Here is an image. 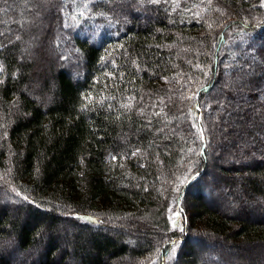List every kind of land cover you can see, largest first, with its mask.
<instances>
[{
  "label": "trees",
  "instance_id": "trees-1",
  "mask_svg": "<svg viewBox=\"0 0 264 264\" xmlns=\"http://www.w3.org/2000/svg\"><path fill=\"white\" fill-rule=\"evenodd\" d=\"M34 2L0 0V191L18 203L0 208V264H202L222 238L264 246V109H247L264 94V0H48L56 59L39 81ZM229 118L244 127L224 129L223 151L251 138L258 156L218 163Z\"/></svg>",
  "mask_w": 264,
  "mask_h": 264
},
{
  "label": "rangeland",
  "instance_id": "rangeland-1",
  "mask_svg": "<svg viewBox=\"0 0 264 264\" xmlns=\"http://www.w3.org/2000/svg\"><path fill=\"white\" fill-rule=\"evenodd\" d=\"M38 1L46 3V4H44V6H42L43 10H39L37 3H35V2L32 3V5L30 6V13H29L30 19H32V20L30 22L29 21H24V22L26 25L34 23L36 28L38 27L39 31H40L38 36L35 37L32 41V42H34L32 49H35L37 47V51H42V54L40 53V55H43V57L45 58L44 61L40 62V66H38L37 70H36L37 79L39 81V80H41L40 76H43L42 70H46V68H48V70H49L50 65L55 62L56 53H55V51H53L50 48V46H49L50 41H49V39H47V36L49 35V32L51 30L52 25H51V23L49 25H46L43 23L44 20L48 21V19L43 20V18H47L46 13H48L47 11L50 8V4L48 3V0H38ZM48 6H49V8H48ZM137 14H139V13H137ZM9 23L11 24V20L9 21ZM25 51H28V50H24V52ZM261 68L264 69V64L261 65ZM225 79H227L228 82H230V80L232 78L230 79V77L226 76ZM261 83L264 85L263 81H261ZM250 85H251V83L248 82L244 86H246V88H247ZM251 88H252V86H251ZM249 92H251V91H249ZM262 92H264V89H262ZM243 99H245V97L240 98V96H239L237 101L235 100L236 103H234V105H237L236 108L244 106V103L242 101ZM258 100L261 103V105L260 104H254V105L251 104L249 107L247 106V109L250 110L251 113L253 114V115H251V117H253L254 114H256V113L259 114L260 110L264 109V101H263L264 100V94L260 95L258 97ZM227 102L229 103V101H227ZM225 105L228 106L227 104H225ZM243 109H244V107H243ZM239 111H241V109ZM239 115H242V113L239 112ZM240 119H241V117H240ZM231 120H232V118H229V121H231ZM250 120H251L250 122L248 120L245 121V130L248 131L250 134L256 135V136L261 138L259 133H254V130H255L256 125H257L256 120L255 119H250ZM229 121H228L226 127L222 129L223 132H220V135L217 134L219 139H220L219 148H220L221 153L219 151H217L218 144H216L215 155H219V153L223 154V156H222L223 160H221L218 163L219 164H221V163L225 164L226 163L228 165V163L232 162V161L236 162V163L245 162L247 159H245V157H243V152H245L246 148L250 149L251 153L253 154L252 156H258V155H254L253 149H251V148H255L256 152H258V154H259L258 149H256V147H255V146H257V144H255L251 138H248L247 140L236 144L235 149L230 148L229 151H225V152L223 151V148H222L223 143H221V141L223 142V140H221V139L224 138L225 134L227 133L226 130H224V129H228V131H231V129H233V130L235 129V132L240 133L242 131V127H244L241 125L234 124V123H232V121L231 122H229ZM263 150H264V148L261 149V152ZM259 158L263 159L264 157H260V154H259ZM218 171L220 172V170H218ZM236 171L237 170L232 169L233 173L231 176H235ZM215 172H216V170H215ZM242 175L244 176V175H246V173L242 172ZM208 179H209V177H208ZM236 184H237L236 185L237 187H241L243 185V180L237 179ZM223 186L224 185L221 184V186L217 187L216 190H217L218 194H217V196L214 195L213 198L217 199L218 203L220 204V212L223 211L227 215H232L234 213L236 214L237 209H239V203L233 202V201L232 202L230 201L229 203L228 202L225 203L222 201L224 199L221 200V198L219 197V195H222V194H224V192H226V191H224ZM1 187H2V185H0V190H3V188L1 189ZM227 191H228V189H227ZM227 195L229 196V193ZM224 198H226V197H224ZM10 201L15 202L14 199H11V198L7 199L6 194H4V192L0 193V208H1V206H4V205H7V206L10 205L9 204ZM12 204H15V206L18 205L17 202L12 203ZM13 206L14 205H11L10 207H13ZM10 207H9L8 211L14 212V209H12ZM173 217L175 218L174 224H177V221L183 222V218H182L181 213L175 212L173 214ZM59 226L60 227H58L56 229V231H57L56 234H58V232L59 233L60 232L66 233L67 229L69 230V225L65 222L61 223ZM198 230H200V229H198ZM203 230H204V232H207V231H205V228H203ZM200 231H202V230H200ZM222 239L224 240V246H222V247L221 246L220 247L219 246L210 247L208 244H205V245L203 244L205 246V248H203L202 246H200L198 248L199 253L201 255V259H202V264H264V246H262L260 244H256V245L255 244L254 245L245 244L244 242L233 241V240L228 242V240L226 238H222ZM4 250H5V248L1 249L0 252H2ZM9 252H10V250H9ZM33 257L34 256H32V255L31 256L27 255L26 257H23L21 261H24L25 263L26 262L27 263L32 262L34 260ZM206 258H208L209 262L204 261V259L206 260Z\"/></svg>",
  "mask_w": 264,
  "mask_h": 264
},
{
  "label": "snow or ice",
  "instance_id": "snow-or-ice-1",
  "mask_svg": "<svg viewBox=\"0 0 264 264\" xmlns=\"http://www.w3.org/2000/svg\"><path fill=\"white\" fill-rule=\"evenodd\" d=\"M202 131H203V130H201V134H202Z\"/></svg>",
  "mask_w": 264,
  "mask_h": 264
}]
</instances>
